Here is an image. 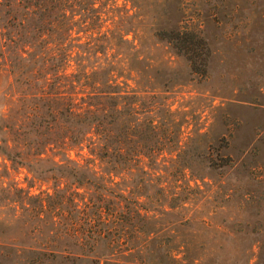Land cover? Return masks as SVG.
Returning a JSON list of instances; mask_svg holds the SVG:
<instances>
[{"label":"trees","instance_id":"trees-1","mask_svg":"<svg viewBox=\"0 0 264 264\" xmlns=\"http://www.w3.org/2000/svg\"><path fill=\"white\" fill-rule=\"evenodd\" d=\"M212 1L34 0L30 49L5 57L0 154L48 187L31 195L0 182V209L47 226L42 255L177 264L200 246L171 244V226L188 227L186 211L206 209L211 171L232 159L224 135L213 153L212 122L174 107L152 53L169 48L205 77L210 50L196 5Z\"/></svg>","mask_w":264,"mask_h":264},{"label":"rangeland","instance_id":"rangeland-1","mask_svg":"<svg viewBox=\"0 0 264 264\" xmlns=\"http://www.w3.org/2000/svg\"><path fill=\"white\" fill-rule=\"evenodd\" d=\"M197 8L210 50L205 77L189 73L186 59L163 47L152 53L160 61L155 75L172 86L177 97L174 107L182 103L189 116L212 122L214 154L220 149L217 138L225 136L228 144L223 152L232 163L211 171L210 189L201 200L207 201L206 209L186 211L195 220L177 231L172 225L178 236L170 243L185 240L200 245L177 264H264V0H215L198 3ZM35 12L34 0H0L1 82L5 57L27 51L33 43L39 25ZM8 37L13 43H6ZM2 104L0 97V109ZM0 182L23 187L31 195L48 187L1 154ZM27 213L13 205L0 209V264H97L42 255L49 240L47 226L35 229ZM99 264L127 262L119 258Z\"/></svg>","mask_w":264,"mask_h":264}]
</instances>
